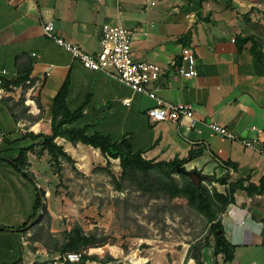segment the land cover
<instances>
[{
  "label": "crops",
  "instance_id": "crops-1",
  "mask_svg": "<svg viewBox=\"0 0 264 264\" xmlns=\"http://www.w3.org/2000/svg\"><path fill=\"white\" fill-rule=\"evenodd\" d=\"M46 20L54 22L59 36L91 53L100 49L105 23L135 30V59L162 68L151 87L169 102L191 105L195 119L151 121L148 110L156 100L86 68L44 35ZM253 40L263 61L252 52ZM185 46L197 56L198 75L193 78L182 77L177 70ZM48 70L51 73L37 98L39 112H29L23 100L0 99V134L5 133L0 141V264H62L57 259L60 254L48 247V238L68 230H56L52 214L50 227L44 222L35 225L41 218L24 227L34 213L43 176L31 159L39 147L28 152V172L34 177L26 176L14 159L22 148L39 142L27 132L52 133L54 97L66 80L69 110L80 112L73 127H86L89 134L100 132L115 141L128 139L143 157L155 161L185 159L198 152L184 165L202 176L221 177L223 165H229L237 177L249 176L255 184L264 177V155L241 142L257 136V129L264 139V0H0V80L40 76ZM211 122L236 133L238 139L215 133ZM56 141L73 159L76 148L89 146L63 137ZM49 154L43 151L41 159ZM221 219L235 251L232 261L217 264H264V196L237 193ZM39 226L44 229L34 239ZM101 251L92 249L104 261ZM216 257L220 260L222 255ZM147 258V264H196L193 258L186 260V254L177 262L157 261L155 252ZM203 261L209 264L204 252Z\"/></svg>",
  "mask_w": 264,
  "mask_h": 264
},
{
  "label": "rangeland",
  "instance_id": "rangeland-1",
  "mask_svg": "<svg viewBox=\"0 0 264 264\" xmlns=\"http://www.w3.org/2000/svg\"><path fill=\"white\" fill-rule=\"evenodd\" d=\"M38 152L31 159L44 176L39 179V188L46 192L43 203L52 220L55 218L53 227L64 231L69 222L86 232H96L99 243L106 241L87 251L98 248L104 258L113 255L135 263L148 260L152 252L157 253V261L177 262L183 254L189 261L208 238L211 246L203 252L209 264L224 263L222 257L218 260L214 255V234L209 231L206 219L185 198L171 200L165 195L157 198L156 187L141 182L143 174L141 183L134 184L126 177L120 189L119 160L107 163L106 157L94 147L81 145L76 148L74 163L65 161L62 166H56L50 154L41 159L42 153ZM41 217L47 228L49 216L42 209L38 215ZM58 232V238L62 239L63 232ZM191 245L194 247L188 253ZM136 250H141L142 256Z\"/></svg>",
  "mask_w": 264,
  "mask_h": 264
},
{
  "label": "trees",
  "instance_id": "trees-1",
  "mask_svg": "<svg viewBox=\"0 0 264 264\" xmlns=\"http://www.w3.org/2000/svg\"><path fill=\"white\" fill-rule=\"evenodd\" d=\"M252 52L259 61H263V55L255 40H253ZM27 76L29 75H20L15 80H5V84H19ZM68 89L69 82L66 80L54 97L52 107V133L27 132L28 136L33 137L34 140L39 139V142L22 148L19 155L14 159L18 167L26 170L24 174L28 177L30 175L34 177L33 173L28 172V152L35 150L37 146L39 147L38 153H43L45 150L49 151L56 166H61L63 161L74 163L73 158L68 154L64 146L57 143L56 139L58 137H63L73 144L82 143L92 146L106 157L107 163H111L112 159L119 160L122 169L121 182L118 183L120 189L123 188L124 180L128 177L131 178L134 184L142 180L141 182L144 186H155L157 198L160 195H165L171 200L174 198H185L189 206L206 219L209 225V231L214 234L215 241L212 245L214 255H222L224 263L232 261L234 258L235 245L227 240L224 231L218 233L219 230L224 229L221 214L230 204L235 203L237 193H244L249 197H255L257 195L264 196V177L261 178L259 184H255L250 181L249 176L240 178L236 176L230 183L228 192L226 194L220 193L215 187L210 188L209 184H211L212 181L224 182V177H216L215 175L202 176V179L198 180L177 171V164L184 165L186 162L196 157L199 154L198 152H191L185 159L155 161L143 157L142 152L136 151L128 139L115 141L109 135L100 132L89 134L86 127H73L72 124L79 117L80 112H71L69 110L67 103ZM141 174L145 176H142L140 180ZM42 193L43 196H41L39 192L37 193L34 213L31 220L27 222L24 227L40 214L41 209L45 212V215L49 216L47 205L43 203V201L46 200L45 190H42ZM50 220L51 217L49 216L48 227H50ZM43 222L44 220L41 217L40 220L36 221L35 225H39ZM42 229H44V226H39V231L34 232V239L38 237L37 235H39ZM48 239L52 244L48 246V244H46L48 242L45 241V245L60 255L68 251L87 250L106 243V241L99 243L96 232H86L80 226L76 227L73 231L62 233V239L54 238L52 234ZM209 246H211V243L208 238H205L202 249L193 256L196 264H205L202 251ZM193 247V245L190 246L188 253L192 251ZM116 260L117 259L113 256H108L107 259L103 261L96 254H88L86 252L83 254L81 261L74 263L67 262L65 264H89L92 261L109 264Z\"/></svg>",
  "mask_w": 264,
  "mask_h": 264
},
{
  "label": "built area",
  "instance_id": "built-area-1",
  "mask_svg": "<svg viewBox=\"0 0 264 264\" xmlns=\"http://www.w3.org/2000/svg\"><path fill=\"white\" fill-rule=\"evenodd\" d=\"M43 33L47 38L54 40L57 44L67 49L74 58L78 59L86 68L94 71H100L109 77L116 79L127 86L134 92L141 93L156 100V105L148 110V116L151 121L171 120L181 122L186 118L195 119V111L189 104H178L169 102L157 95L156 90L151 84L156 82L162 72L158 63L147 60H136L132 51L134 37L138 34L122 23H105L102 26L99 37V51L91 53L83 50L79 45L64 39L56 32L55 24L52 20L43 22ZM236 38H232L235 42ZM36 55V53H33ZM197 56L191 47L185 46L181 51V61L177 65V70L182 77L193 78L198 75ZM6 74L7 70H3ZM51 70L44 75L27 76L19 84H5V80H0V99L10 102L23 100L24 104L29 107V112H39L37 98L44 86L45 79L49 76ZM19 77V76H17ZM128 101V100H125ZM212 131L223 138L231 140L238 139L236 133L229 131L227 128L215 123H209ZM257 136L248 139H242L241 142L246 147L264 155V139L261 138L262 130L257 129ZM5 138V133L0 134V141ZM225 171L221 177L225 178L224 182L212 181L210 188L215 187L220 193L226 194L229 190L230 183L236 176V170L233 166L223 165ZM75 224L67 222L66 230L68 232L76 229ZM139 255L142 256L141 250ZM92 254V250L68 251L60 255L57 259L65 264L67 262L81 261L84 253ZM134 253V252H133ZM108 257V256H107ZM105 257V260L107 259ZM101 258V257H100ZM109 264H147L148 260L142 263H135L125 258H116Z\"/></svg>",
  "mask_w": 264,
  "mask_h": 264
},
{
  "label": "water",
  "instance_id": "water-1",
  "mask_svg": "<svg viewBox=\"0 0 264 264\" xmlns=\"http://www.w3.org/2000/svg\"><path fill=\"white\" fill-rule=\"evenodd\" d=\"M177 171L179 173L188 175V176L193 177V178H196L198 180H201L202 179V174L198 170H196V169L189 170V169H187L185 167V165L177 164ZM38 192L40 193L41 196H43L42 190L40 188H38ZM37 219H39L38 216H36L33 219V222H35ZM221 232H223V230H219L218 231V233H221Z\"/></svg>",
  "mask_w": 264,
  "mask_h": 264
}]
</instances>
